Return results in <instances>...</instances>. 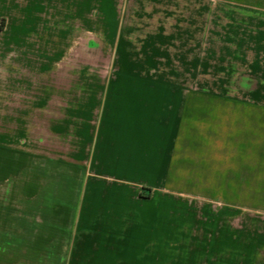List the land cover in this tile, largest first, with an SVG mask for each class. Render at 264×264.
Instances as JSON below:
<instances>
[{
	"label": "crops",
	"instance_id": "1",
	"mask_svg": "<svg viewBox=\"0 0 264 264\" xmlns=\"http://www.w3.org/2000/svg\"><path fill=\"white\" fill-rule=\"evenodd\" d=\"M247 1L229 6L264 12ZM183 12V0H0V251L31 235L70 264H264V227L242 215L264 202L263 62L243 95L186 85L199 24ZM256 26L240 41L260 59Z\"/></svg>",
	"mask_w": 264,
	"mask_h": 264
},
{
	"label": "rangeland",
	"instance_id": "2",
	"mask_svg": "<svg viewBox=\"0 0 264 264\" xmlns=\"http://www.w3.org/2000/svg\"><path fill=\"white\" fill-rule=\"evenodd\" d=\"M249 1L253 3L255 0ZM260 2L263 3L264 0ZM229 3V0H183L184 16L197 19L199 24V30L193 29L194 41L183 44V54L189 60L191 57L198 59L199 72L194 75L188 74L186 72L188 69L185 67L181 80L186 85H197L202 88L214 86L222 90L226 85L230 93L243 95L246 90L241 88V84L244 81L247 82V87L254 88L256 76L261 78V75H255V71L250 69L251 65H255L257 61L263 62V70L260 71H264V58H255L257 43L250 41V39L254 40L250 36L256 35V25L259 20H264V12L255 11L252 5L229 6ZM198 7L199 13L196 10ZM241 34L249 36V42H241ZM196 39H199V42L196 43ZM89 66H97L103 70L108 67V63L106 60H103V63L89 60ZM98 77L101 81L106 80L104 73ZM206 190V187H184L185 194H203L207 193ZM246 190L248 192V189ZM242 205L245 206L242 215L247 216V223L264 227V202ZM20 244H22L21 249L19 245L15 249L16 245L9 244L11 248L7 252L0 251V264H70L72 262L65 257L70 252L56 251L52 256L48 252L33 250L31 235L23 236V243Z\"/></svg>",
	"mask_w": 264,
	"mask_h": 264
}]
</instances>
